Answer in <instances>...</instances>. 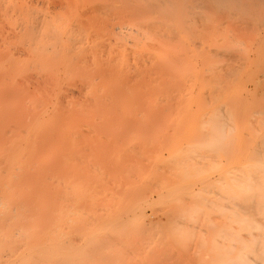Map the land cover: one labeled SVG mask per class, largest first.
I'll return each instance as SVG.
<instances>
[{"label":"rangeland","instance_id":"1","mask_svg":"<svg viewBox=\"0 0 264 264\" xmlns=\"http://www.w3.org/2000/svg\"><path fill=\"white\" fill-rule=\"evenodd\" d=\"M60 1L0 0V212L49 186L46 255L35 261L23 249L32 253L16 264H230L222 235L235 217L225 198L234 167L264 139V30L213 25L210 37L167 38L143 22H88L92 5ZM216 124L235 147L230 162V142L214 145ZM4 219L2 233L39 229L30 217Z\"/></svg>","mask_w":264,"mask_h":264},{"label":"bare ground","instance_id":"2","mask_svg":"<svg viewBox=\"0 0 264 264\" xmlns=\"http://www.w3.org/2000/svg\"><path fill=\"white\" fill-rule=\"evenodd\" d=\"M59 1L56 0L55 5L57 3H59ZM53 2H55V1H53ZM60 2H62V0ZM63 2L66 4L67 7H71L72 6L73 9H77L76 7H78L80 4L92 5V7H91L92 10L91 9H88V10L91 11V15L89 14V11L88 10H87L88 12H86V9L87 8L85 9V11L83 10V12H85L84 13L85 15H86V13L89 14V15L88 14L86 15L87 17L89 16L86 19V21H88V22H89L88 19H90V21L92 20V22H93V20L94 21H99V22L100 21H112V22L113 21H120V22H139V23L140 22H143L145 25L147 24V28H150L149 30L151 31V33H154L155 36L156 35L157 36H161V37L162 36H165L167 38H172V37L175 38V36H178L180 34H183L184 35V33H186V34L190 33V35H192L190 37H194V36L197 35L198 38H199V36L201 37V35H198V34H201L202 32H204L202 34V36H204L205 33L207 32V30H208V33H209V29L213 25H219V26L228 25V27H229V24L230 25L231 24H234L233 26H235V27L237 25H239V26H237L238 27L237 30L238 29L240 30V26H242L241 27V28H243L242 31H245L246 30V31L253 32V33L255 31L256 32H261V31L264 30V0H63ZM63 2H62V4H63ZM78 9H80V8L78 7ZM80 15H82V13ZM85 15L83 17H85ZM79 19L82 20L80 17H79ZM235 24H237V25H235ZM233 26H231V27L233 28ZM218 27H217V29L220 30V31H218V33H221L222 34V33H225V30L228 31L226 29L228 27H226L224 31L222 30V32H221V28H218ZM212 31H210V32H212ZM242 31L240 32L241 35L243 33ZM229 32H230V30H229ZM232 32H233V30H232ZM237 32H238V34H240L239 31H235V34ZM208 33H206L207 36H208ZM225 34H228V32L225 33ZM217 35L218 34H216V36ZM247 35H249V34H247ZM208 37H210V36H208ZM239 39H240V37H239ZM167 42L168 41L166 40V43ZM151 43L152 42H150V45H151ZM248 43H250V42H248ZM158 44L160 45V43H158ZM135 47H136V45H135ZM156 65H157V62H156ZM159 70H160V68L158 69V71ZM232 70H233V68H232ZM236 70H238V69H236ZM236 70L234 69L235 72H237ZM225 73H226V71H225ZM233 74H234V72H233ZM218 77H220V76H218ZM263 79L261 78L262 81H263ZM216 80H217V78H216ZM260 84H261L260 86H262L263 85V82L260 83ZM126 85H127V83H126ZM216 86L218 87V85H216ZM256 87L258 88L257 84H256ZM222 88L224 89V88H228V87H225V84H224V87H222ZM222 88H221V90H222ZM261 88H259V89H261ZM214 90L215 89H213V91ZM221 90H219V91H221ZM116 91H118V89ZM116 93L117 92L114 93L115 98H116ZM222 95H223V92H222ZM212 96H213V94H212ZM214 97H215V95H214ZM253 99H255V98H253ZM139 101H140V99H139ZM229 101H227V102L224 101V102L228 104ZM240 102H242V101L238 99L237 100V104H240ZM247 102H249V100H247ZM225 103H222V104H225ZM244 103H246V101ZM110 104H111V102H110ZM205 104H207V103H205ZM222 104L219 103L220 106ZM229 104L227 106L228 108L230 106ZM237 107H239V105H237ZM237 107H236V111L238 109ZM214 108L217 111V113L218 112L220 113V111H218V109L220 108L219 106H218V108L217 107H214ZM139 109H140V107H139ZM231 109H232V106H231ZM228 110H229V112L232 111L230 109H228ZM232 113L233 112H231V114ZM239 113H241V110H240ZM210 114H212V113H210ZM246 114L244 113L243 115H246ZM251 115H253V114H251ZM213 116L215 117V115H213ZM239 116H240L239 118H241V115H239ZM246 116H248V114ZM263 117L264 116H262V118ZM237 118H238V115H237ZM215 119H217V117H215L214 120ZM250 119H252V118H250ZM214 120H212V121H214ZM238 120H240V119H238ZM218 121H217V123L219 124L220 122H218ZM238 122L241 124L240 121H238ZM261 122L263 123V121H261ZM210 127L211 126H209V128ZM218 127L219 126L216 124L217 130L219 129L216 132H219L220 131V127L219 128ZM227 128H225V129H227ZM212 129H213V131H215L213 127H212ZM221 130H223V129H221ZM221 132L222 133H225L223 131H221ZM230 132L233 134L232 129H231ZM255 132L256 133H254V135L257 134V131H255ZM222 133L219 132V135L218 136L220 138H222V136H223V138L225 140L223 138L220 139L218 137L219 139H217V138L215 139L216 141H214V145H215V143L218 142L217 140H220L219 143L216 144L217 146L219 144H221V143H224L223 140L226 141L224 144H221V146L220 145L218 146V147H220L218 150L223 151L221 149L222 145L224 146L225 144H227L228 142H230V143H228L229 144L228 145V147H229L228 149H224L225 146L222 147L224 149L223 153L225 152L226 159H227L228 157L230 158V155H232L231 152L233 153V149H235V147L233 146V144L231 143V141H228L229 140V139H227L228 136L226 135L227 137H225V134L226 133L225 134H222ZM220 134H222V135H220ZM228 134H230V133H228ZM235 135L236 134H233V136L230 135L231 136L230 137V140L232 139V142L234 141L233 142L234 144L236 143L235 142V138L237 139V137ZM244 136H245V138H247L246 141H250L251 140V139L248 138V135H245L244 134ZM258 136H259V134H258ZM9 137H10V135H9ZM221 140H222V142H221ZM242 140H243V143H244V145H242V146H245V147L248 146L249 147V145H246V144L247 143H250V142H246V141H244V139H242ZM237 145H236V147H238ZM217 146H215V147L217 148ZM226 147H227V145H226ZM253 147H254V145H253ZM239 148H241L240 145H239ZM253 149L251 151V155H249V156L247 155V158L245 157L246 161L248 162L246 166H244L246 163L245 164L242 163L244 161L243 160L241 162V164L239 163L240 166H237L238 163H236L235 166H237V167H234V168H236V171L234 173L230 171L231 173H233L232 177L230 176L231 178H233V188H232L233 194H230L229 196L227 194L228 197L224 196V197H226L225 199L227 200V202H230V200H228L229 197H230V199H232L233 206H230L231 204H229V203H227L225 201L224 207H226V209H228L229 207H233L234 208L233 215L235 217L234 218L235 225H232V226H234V228L233 229H230V230H227V231H224L226 229V228H224V230H223L224 233L222 235V237L225 238V240L226 239L228 240V246H226V250H228L227 252H230L231 250L234 252V256H233L230 264H264V164H263L264 163V139H263L262 143L259 145V147L255 148L254 150ZM226 150H228V151L231 150V152L229 153ZM237 150H238V148L236 149V151ZM237 154H236V156H237ZM25 155H26V153H25ZM40 158H39V160H40ZM229 158L227 160L230 162V159ZM0 160H1V158H0ZM251 160H255V162L254 163H250L249 161H251ZM40 163H43V162H40ZM43 164H41V166ZM225 165H226V163H225ZM46 168H47V166H46ZM226 168L227 167H225V170L227 171L228 169H226ZM247 168H249V169H247ZM225 170H223V172H225ZM44 171H45V169H44ZM33 172H34V170H33ZM35 172H34L35 175L32 172H30V173H32L34 175V176H31L33 182H34V180H36V179H34V178H36V174H37ZM38 172H41V171H38ZM42 173H43V175L45 174L44 172H41L40 173V175H39L40 177H38L39 179L41 178L40 180L43 179ZM218 180H219V178H218ZM224 180H225V177H224L223 181ZM44 181L45 182H48V179L45 178ZM43 182L41 181L40 184H42ZM224 183H225V181H224ZM46 184H45V186H46ZM38 185L36 187H39L40 186V185L39 186ZM48 185H49V183H48ZM227 185L229 186L230 184H227ZM42 187H44V186H42ZM48 187H45V190L42 189L43 190V194L45 193L47 195V193H48V191H47L48 190ZM39 188H36L35 191H37V189H38V191L40 192L41 187H39ZM46 188H47V190H46ZM33 189H35V187ZM23 190H25V188ZM33 191L34 190H32L29 195H28V192L25 191L27 193V195H24L21 198H18L17 200H14V201L13 200H10L9 203L6 204V207L4 208V210L0 212L1 217L2 216H8L9 218H11V217L17 216L24 224H26L28 218L30 217L32 219V221H33V223H31V224L36 225V226L39 227V229H37V231L32 232V233H29V231L24 228L25 226L22 227L21 225H18V227L15 230H11L9 232L2 233L3 229L6 228L7 225H8V222L7 223H4L5 222V219L2 220L0 222V246L1 247L6 246L5 244L7 242H11L13 240L18 241L19 245L17 243L16 244V247H15V250L14 251L13 250L12 251L10 250L8 252V254H6V253L5 254H0V264H16L17 262H15V261H18L19 260L18 259V256L19 255L23 257V255L25 256V254H29V256H30V254L32 253L30 250H27V251H24L23 250V249H28V248H31V250L37 251L38 255L35 257V259H33L35 261L38 260V259H41V258L45 257V255H46V250H47V248H48L49 245H48V240L46 238V234H44L42 232L45 231L46 226H49L48 225V222H46V218L49 215V212H48L47 207H46V205H47L46 202L48 200L47 201L44 200L47 196L45 194H44L45 195L44 196L42 194V192H40L38 194V192L34 193ZM51 194H52V192H51ZM219 194L222 195L221 192ZM196 195L198 196L199 194H195L194 196H196ZM52 197H54V196H52ZM221 199H223V196H222ZM44 201H46V202H44ZM210 201L212 202V200H210ZM41 203H43V204L41 205V207L39 208V210H37ZM226 203H227V205H226ZM215 204H218V203L216 202ZM239 210L240 211H244L245 213H248L249 214V217H244L240 213ZM231 215L232 214H230V216ZM228 219H230V218H228ZM228 219H227V221L229 222ZM6 233L9 234V237H6L4 235ZM25 236H29V239L24 244V246L23 245H20L21 240ZM58 241L60 242V240H58ZM219 241H222V240H219ZM59 242H58L59 245L60 244L61 245L64 244V243L62 244V242L61 243H59ZM51 243L54 244V241H51L50 244ZM225 244L223 243L221 245L223 246ZM54 245H55V247H58V246H56V244H54ZM61 248H59V250ZM221 249H223V248H221ZM54 251L52 250L53 253H55ZM56 251H57V249H56ZM223 252H224V250H223ZM221 254H223V255H220V256H226L227 257V255H224L225 253H221ZM49 255H51V254H49ZM223 258H225V257H221L222 263L224 261ZM22 259L23 258H21V260ZM24 260H25V258H24ZM58 260L59 259H56V261H58Z\"/></svg>","mask_w":264,"mask_h":264}]
</instances>
